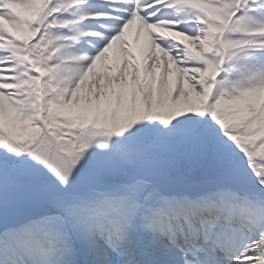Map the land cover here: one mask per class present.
Segmentation results:
<instances>
[{
  "label": "snow or ice",
  "instance_id": "1",
  "mask_svg": "<svg viewBox=\"0 0 264 264\" xmlns=\"http://www.w3.org/2000/svg\"><path fill=\"white\" fill-rule=\"evenodd\" d=\"M0 264H264V0H0Z\"/></svg>",
  "mask_w": 264,
  "mask_h": 264
}]
</instances>
